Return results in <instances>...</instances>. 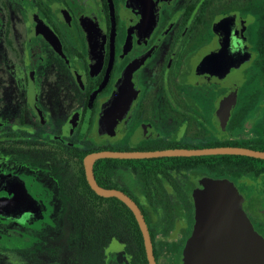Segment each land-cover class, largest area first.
<instances>
[{"label": "flooded vegetation", "instance_id": "1", "mask_svg": "<svg viewBox=\"0 0 264 264\" xmlns=\"http://www.w3.org/2000/svg\"><path fill=\"white\" fill-rule=\"evenodd\" d=\"M226 146L264 151V0H0V264H149L129 200L184 264L206 179L264 238V163L101 157L100 192L84 163Z\"/></svg>", "mask_w": 264, "mask_h": 264}, {"label": "water", "instance_id": "2", "mask_svg": "<svg viewBox=\"0 0 264 264\" xmlns=\"http://www.w3.org/2000/svg\"><path fill=\"white\" fill-rule=\"evenodd\" d=\"M127 106L117 110V117H109V107L104 109L102 128L118 122ZM110 118V119H109ZM237 155L264 160V151L246 147L226 146L202 149H168L151 152L92 153L85 158V169L91 188L100 192L95 183L92 166L101 157L152 158L169 156ZM203 190L194 191L196 227L184 250V264H264V238L254 231L241 205V196L234 184L227 180L206 179ZM121 197L118 193H112ZM123 199V198H122ZM125 201V199H124ZM138 221L149 264H156L148 228L135 203L126 201Z\"/></svg>", "mask_w": 264, "mask_h": 264}, {"label": "trees", "instance_id": "3", "mask_svg": "<svg viewBox=\"0 0 264 264\" xmlns=\"http://www.w3.org/2000/svg\"><path fill=\"white\" fill-rule=\"evenodd\" d=\"M225 158H228L230 163H233V161H239L246 168L257 165V163H264V160L262 159H257V158L247 157V156L227 155ZM142 255L144 258V262H146L144 253H142Z\"/></svg>", "mask_w": 264, "mask_h": 264}]
</instances>
